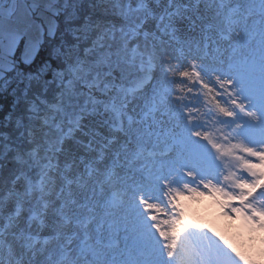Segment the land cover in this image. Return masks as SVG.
I'll return each mask as SVG.
<instances>
[{
	"label": "snow or ice",
	"instance_id": "snow-or-ice-1",
	"mask_svg": "<svg viewBox=\"0 0 264 264\" xmlns=\"http://www.w3.org/2000/svg\"><path fill=\"white\" fill-rule=\"evenodd\" d=\"M0 109V264H256L185 202L264 230V0H0Z\"/></svg>",
	"mask_w": 264,
	"mask_h": 264
},
{
	"label": "rangeland",
	"instance_id": "rangeland-1",
	"mask_svg": "<svg viewBox=\"0 0 264 264\" xmlns=\"http://www.w3.org/2000/svg\"><path fill=\"white\" fill-rule=\"evenodd\" d=\"M133 6H135V4H133ZM27 39H28L27 37L23 38L21 43H19V45L17 46V49L20 48L19 57L21 61H23L25 44L27 43ZM168 126L169 125H164L160 129L162 140L164 138V133ZM164 147L165 145L161 143L160 149L163 150ZM22 183L23 182L21 181L20 184ZM18 190L22 191L23 189L18 186ZM204 199H205L204 197H200L198 200H190L185 202L187 205L186 207L187 218L190 219L195 224H200L204 226L206 230L210 227V224H212V228H215L216 230L220 231V227L217 223L213 224L210 222H204V212H203V204H202ZM191 208H193L192 213H190ZM14 210H15V203L9 201L0 210V215L6 216L9 213L13 212ZM28 215H29L28 212L22 210L21 216L19 218L21 226L25 225ZM123 215H124L123 212H118L117 218L119 219V217ZM217 221L222 222L223 224H226V226H228V231H230L231 235L229 236L227 233H225V235L246 257H248L251 260H254L256 264H264V230L249 229L248 231H246L247 233L245 234V236L241 237L240 234H238L239 237H237L238 236L237 234L232 235L233 232L232 230L234 227H236L237 230L241 228L239 224H237V222H235L234 220H228L226 217H222ZM242 231L243 230H240V232ZM49 234L50 232L47 229L41 230V237ZM116 237L117 235L115 233L112 237L113 243L117 242ZM116 252L119 253V251L117 250Z\"/></svg>",
	"mask_w": 264,
	"mask_h": 264
},
{
	"label": "bare ground",
	"instance_id": "bare-ground-1",
	"mask_svg": "<svg viewBox=\"0 0 264 264\" xmlns=\"http://www.w3.org/2000/svg\"><path fill=\"white\" fill-rule=\"evenodd\" d=\"M203 197L205 198L202 203L203 212H204V222H210L213 224L217 223L220 227V231L223 234L227 233L230 236L231 234H230V231H228V226H226V224H223L222 222L217 221L220 218L224 217L223 214L219 211L217 204L209 196H203ZM192 211H193V208H191L190 213H192ZM232 220L237 222V224H239V226L241 227L239 230H237V228L234 227L232 230L233 231L232 235L240 234L241 237L245 236V234L247 233L246 231H248L249 228L243 223V221L239 217L233 218ZM211 228H212V224H210V227L208 229H211ZM240 230H243V231L240 232ZM116 235H117L116 237L117 242L113 243L115 250L119 251V253L120 252L124 253L126 256L128 254L136 253L138 239H137L136 233L133 230V226L131 222H129L127 225V231H125L124 225L122 223ZM237 237H239V235Z\"/></svg>",
	"mask_w": 264,
	"mask_h": 264
},
{
	"label": "trees",
	"instance_id": "trees-1",
	"mask_svg": "<svg viewBox=\"0 0 264 264\" xmlns=\"http://www.w3.org/2000/svg\"><path fill=\"white\" fill-rule=\"evenodd\" d=\"M85 46H87V45H85ZM48 54H49V49H48L47 45L45 44L38 51V53L36 54V56H35V58H34V60H33V62L31 64H25L23 61H21V59L19 57V55H20V48L17 49L16 53L14 54V58L16 59V61L18 63V66L20 67V69L23 70L25 73H27L29 71L36 70L43 63V61L48 58ZM52 66H53V68H56L57 67L56 62L53 61L52 62ZM45 78L46 79H51V72H49L46 75ZM53 95H54V93H52V92H50L48 94V99L50 101H51ZM10 99L11 98L9 97V100ZM5 114H6V110L0 109V119H3V116ZM0 131L10 132L11 131V128H2V129H0Z\"/></svg>",
	"mask_w": 264,
	"mask_h": 264
},
{
	"label": "built area",
	"instance_id": "built-area-1",
	"mask_svg": "<svg viewBox=\"0 0 264 264\" xmlns=\"http://www.w3.org/2000/svg\"><path fill=\"white\" fill-rule=\"evenodd\" d=\"M5 6H7V5H5Z\"/></svg>",
	"mask_w": 264,
	"mask_h": 264
}]
</instances>
